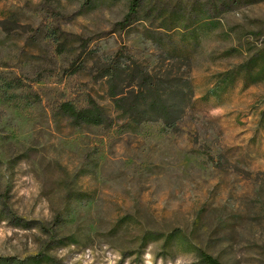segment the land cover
Wrapping results in <instances>:
<instances>
[{
	"label": "rangeland",
	"instance_id": "374dc122",
	"mask_svg": "<svg viewBox=\"0 0 264 264\" xmlns=\"http://www.w3.org/2000/svg\"><path fill=\"white\" fill-rule=\"evenodd\" d=\"M131 1L0 0V264H264V0H142L122 27ZM134 67L187 76L175 128L128 112ZM89 98L103 126L60 112Z\"/></svg>",
	"mask_w": 264,
	"mask_h": 264
},
{
	"label": "trees",
	"instance_id": "16d2710c",
	"mask_svg": "<svg viewBox=\"0 0 264 264\" xmlns=\"http://www.w3.org/2000/svg\"><path fill=\"white\" fill-rule=\"evenodd\" d=\"M142 0H132L129 13L120 21L122 27L130 24L131 15L137 12ZM125 54L117 52L111 58L108 65L103 68V76L106 77L108 93L115 105L126 96L125 90L128 86L119 87L118 80L125 71L126 66L121 62ZM169 60L184 61V58L171 55ZM133 64V59H128ZM135 63V62H134ZM178 77H171L167 81L165 88L160 89L153 74L146 73L142 69L133 68L127 79L134 81L131 89L133 93L132 100L127 107L128 112L137 119L156 120L164 124L165 127L175 128L177 123L184 116L187 105L190 104L193 95L192 85L187 79L177 80ZM123 80V79H121ZM120 80V83H121ZM60 112L68 117L71 123L81 125L103 126L107 122V116L100 105L88 99L86 106H76L72 101H63L59 104ZM200 258L206 264H221L220 261L203 251H199Z\"/></svg>",
	"mask_w": 264,
	"mask_h": 264
}]
</instances>
